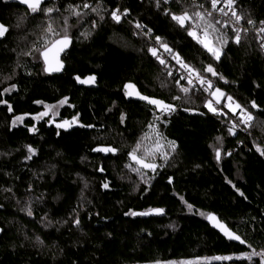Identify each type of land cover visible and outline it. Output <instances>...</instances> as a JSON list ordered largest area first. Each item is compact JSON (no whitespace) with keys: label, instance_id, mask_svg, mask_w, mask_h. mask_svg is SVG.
Instances as JSON below:
<instances>
[{"label":"trees","instance_id":"trees-1","mask_svg":"<svg viewBox=\"0 0 264 264\" xmlns=\"http://www.w3.org/2000/svg\"><path fill=\"white\" fill-rule=\"evenodd\" d=\"M40 8L0 0L8 29L0 37V264H264L261 255L243 258L264 253V48L251 30L264 26V0H235L243 19L216 25L228 37L218 61L172 19L211 10V0H43ZM49 23L59 36L45 31ZM234 27L247 29L239 44ZM65 30V69L48 75L40 53ZM164 44L211 81L207 95L185 93L167 75ZM76 77H95L96 87ZM127 84L174 111L127 100ZM214 87L241 108L209 111ZM45 106L56 112L40 117ZM242 110L252 116L246 131L234 127ZM151 124L175 142L163 160L137 152L155 171L129 156ZM155 208L163 214H132ZM210 213L245 243L211 229Z\"/></svg>","mask_w":264,"mask_h":264},{"label":"snow or ice","instance_id":"snow-or-ice-1","mask_svg":"<svg viewBox=\"0 0 264 264\" xmlns=\"http://www.w3.org/2000/svg\"><path fill=\"white\" fill-rule=\"evenodd\" d=\"M21 3H24L28 6V8L32 11V12H37V11H41L42 9L40 8V5L42 4L43 0H20ZM165 2H167V0H165ZM195 2V0H194ZM221 3V0H211V10H205V11H196L194 13H189L188 11L183 12V14L181 15H172V19L174 21H176L181 27H186V25H188L186 27V31L188 32V35L191 36L194 40L197 41V43L201 44L210 54L211 56L215 59V60H219L221 55H222V49L223 47L228 43V37L226 35V33L221 32L220 28H217L216 25L218 24H222L223 26L227 27L228 25V21H224L222 22L219 19H214L213 18V12L218 11L219 13H221L223 16H228L229 12H231L232 17L235 18V23L239 24V22L241 21V19H243V17L241 15H239L234 9H233V5L235 3V0H224V7L218 8L217 5ZM84 7L87 8L89 7L88 4H84ZM201 8H203V5H200ZM228 9V11H226L225 9ZM96 9H93V11H95ZM47 13H51L54 11V9L52 8H48L45 10ZM118 11H114L112 12V18L116 21L119 22L120 21V15H118ZM75 15H80L79 12H74ZM248 24H254L255 22L251 19L247 20ZM262 25H264V21L260 22ZM137 27H140L139 24H137ZM233 32L235 33L234 36V42L239 44L241 41V29L238 27H234ZM8 31L7 27L3 24H0V37L4 36L5 33ZM47 33H51L53 35L59 36L58 33L55 32V29L53 28L52 24L49 23V25L47 26L46 30ZM243 31H247V29H243ZM260 32L264 33V27H261L259 29ZM159 37H157V40L159 41ZM70 38L68 37V35L66 34V30H65V34L61 37V38H57L51 41H45V46H44V50L40 53L41 56L44 58V62L46 64V71H60L63 68V64L61 63L59 57L60 54L67 48V46L70 44ZM165 49V51H171L167 44L162 45ZM262 47H264V45H262ZM37 51H39V49H36ZM150 51L152 52V55H156V50L155 49H150ZM26 54H31V53H26ZM175 59H177L178 63L181 64V67L185 68L188 70L189 74L191 75V73L193 71H195L194 69H191L189 65L183 63L179 57H174ZM160 62L163 64L165 63L164 60H160ZM205 71L211 73L213 76L218 75V73L215 71V69L212 67V65H208L207 68L205 69ZM169 75H171V73H169ZM197 78L199 79L201 84L205 83V80L203 77H201L199 75V73H197ZM76 79L80 82V83H90V82H94L95 81V77H88L85 80H81L80 77H76ZM221 79H223V77H221ZM188 83L191 84L192 80L189 79ZM207 85L208 87L205 89V91H208V89L212 88V83L211 81H207ZM126 89H134L135 86L132 84H127L125 85ZM181 90L185 93H187L189 91L188 88H181ZM128 95H131L132 93L129 92L127 93ZM137 96H139L140 99L142 100H146L149 104L155 105L158 108H160L162 111H166V112H170V111H174V108L172 105L170 104H166L164 101L162 100H157V99H152L146 96H142L140 95L138 92L135 93ZM223 93L221 92V90L219 88H216L215 91L211 92V96L214 98L215 103L219 104L221 102V98L223 97ZM175 99H179V97H175ZM227 100L229 101V104L226 105V107H229V109L231 110L232 108V97H227ZM66 102V98L65 100L60 101V104H64ZM209 111L212 112H217V109H215L213 107V100H209L206 105H205ZM253 107H256L255 102H253L252 104ZM48 107V106H46ZM236 108H241V106L239 104H235ZM243 112V110H242ZM47 112L41 113V116L47 115ZM21 117H17V120H21ZM252 120V116L251 114H245L244 115V123H248ZM69 121H64V124L62 125H58V127H63L64 125H69ZM151 127V126H150ZM153 131L155 132L156 130L153 128ZM229 131L231 132L232 129H229ZM159 135V134H158ZM147 138V135L146 137ZM162 138V137H161ZM169 146L175 150V142L174 141H169L168 142ZM141 143H137L136 147L133 148V150L129 153L130 159L137 165H139L141 168H145V169H151L152 171H155L157 165L155 163H149L146 162L144 157L138 156L137 152L140 150L141 148ZM162 145L160 144L159 140H157L156 142V146H155V151L158 152L160 151ZM30 151H32L31 149H29ZM102 151H114V149L108 148V149H99ZM260 149L258 148V151ZM261 154H264V152H262ZM147 155H154V152L152 149H145V156ZM164 158L166 159V154H163ZM217 157L219 158V152H217ZM129 167H131V165H128ZM133 171H139V168H133ZM105 188L108 187L107 184L104 185ZM189 209L191 210V205H189ZM163 212V209H150L148 212H143V213H132L133 215L139 214V215H149L150 213H156V214H160ZM29 215H31V211L29 210ZM207 219H209L210 221L215 222V226L219 227L220 230L224 233V235L230 239V240H239L240 243H245L244 240H242L239 236L235 235V233H233L232 231H230L223 223H221L214 215L212 214H208L207 215ZM77 223H79V221H76ZM254 255H261L264 256V253H257L255 251H253L251 254H244L243 258H247V259H251L252 256ZM213 259H217V260H228L231 259V257L225 256V257H214Z\"/></svg>","mask_w":264,"mask_h":264},{"label":"built area","instance_id":"built-area-1","mask_svg":"<svg viewBox=\"0 0 264 264\" xmlns=\"http://www.w3.org/2000/svg\"><path fill=\"white\" fill-rule=\"evenodd\" d=\"M234 6H235V3L233 5V9H234ZM225 10L228 11L227 8ZM221 15L222 14L220 13L218 18ZM231 16H232L231 12H229V15L226 16V17H228V20H226V21H228L229 23H232L234 21V19H235L234 17L231 18ZM262 27H264V26H262ZM240 29H241V34H242L243 29L242 28H240ZM259 29H260V27L259 28L251 27V30L255 32V34L257 35L258 40H259V42H260V44L262 46V45H264V33L260 32ZM158 54H159L158 55L159 60H164L165 61V63H163V66H164V70L166 71L167 75L170 76V77H174L177 84L182 83V84H184L187 87H192L194 90H199L200 92L205 93L206 95L208 94V91H205V89L208 87V85H207V81L208 80L204 78L205 83L201 84L199 79L197 78V74L196 73L192 72L191 75H190L188 70L183 68V67H181V64L178 63L177 59L174 58V57H177V54H175L173 52H170V51H165V49L159 50ZM169 73H171V75H169ZM189 79L192 80L191 84L188 83ZM215 107L218 110L227 108L224 103L215 104ZM242 118H244V115L241 114V119ZM243 120L244 119H242V121H239V122L238 121L234 122L235 129H243V130L246 131V128L243 125Z\"/></svg>","mask_w":264,"mask_h":264},{"label":"water","instance_id":"water-1","mask_svg":"<svg viewBox=\"0 0 264 264\" xmlns=\"http://www.w3.org/2000/svg\"><path fill=\"white\" fill-rule=\"evenodd\" d=\"M11 3H15V4H18V5H20V6H22V7H26V8H28V6L26 5V4H24V3H21L20 2V0H9ZM59 38H61V37H59ZM70 41L72 42V40H71V38H70ZM71 42H70V44L67 46V48L60 54V57H59V59H60V61H61V63L63 64V68H62V70H60V71H46L45 69H46V64H45V62H44V58L41 56V54H40V56H41V60H42V62H43V68H44V72L46 73V74H48V75H60V74H62L63 73V71H64V69H65V62L63 61V56H64V54L70 49V46H71ZM44 50V49H43ZM42 50V51H43ZM41 51V52H42ZM85 79H87V78H85ZM85 79H81V80H85ZM78 84L79 85H85V86H87V87H96V85H95V81L94 82H90V83H80L79 81H78ZM129 92H131L132 94L131 95H128L127 93H129ZM135 93H137V91L136 90H134V89H126V99L127 100H132V101H138V102H142V103H145V104H147V105H150V106H152V107H154L155 108V110L158 112V113H161L162 112V110L160 109V108H158L157 106H155V105H152V104H149L146 100H142V99H140L139 98V96H137ZM141 95V94H140ZM142 96H144V95H142ZM147 97V96H146ZM150 98V97H149ZM152 99H156V98H152ZM157 100H159V99H157ZM174 108V107H173ZM155 209H159V208H155ZM149 211V210H148ZM148 211H145V212H148ZM139 213H143V212H139ZM163 214V212L162 213H160V214H156V213H150L149 215H141L142 217H145V218H148V217H155V216H161ZM210 214H212V215H214L221 223H223L226 227H227V225L224 223V222H222L215 214H213V213H210ZM205 221H206V223L210 226V228L211 229H213V230H215L217 233H219L223 238H225V239H227V240H230V239H228L225 235H224V233L220 230V228L219 227H216L215 226V222H213V221H210L209 219H207V216H206V219H205ZM228 228V227H227ZM229 229V228H228ZM230 230V229H229ZM230 231H232V230H230ZM233 232V231H232ZM234 233V232H233ZM235 235H237V234H235ZM238 236V235H237ZM230 241H233V242H236V243H240V241L239 240H230ZM240 244H242V243H240Z\"/></svg>","mask_w":264,"mask_h":264},{"label":"rangeland","instance_id":"rangeland-1","mask_svg":"<svg viewBox=\"0 0 264 264\" xmlns=\"http://www.w3.org/2000/svg\"><path fill=\"white\" fill-rule=\"evenodd\" d=\"M183 88H189V87H187V86H182ZM216 88H218V87H214L212 90H211V92H213V91H215V89ZM220 89V88H219ZM221 90V89H220ZM221 92L223 93V91L221 90ZM224 94V93H223ZM209 100H213V107L215 108V109H217L216 107H215V104H217V103H215V101H214V98L211 96V93H210V97L207 99V101H206V103L209 101ZM221 103H224L225 105H227V104H229V101L227 100V97H225L224 98V95H223V97L221 98V102L219 103V104H221ZM235 104L236 103H232V108H231V110L229 109V107H227V109L229 110V111H231V112H236V110H237V108L235 107ZM44 112H47L48 114H54L55 112H56V107H54V106H48V107H46L45 106V109L41 112V113H44ZM212 112V111H211ZM40 113V114H41ZM241 114L242 115H245L246 113H244V112H241ZM40 117H41V115H39ZM45 116V115H44ZM242 119H244V118H242ZM21 122V120H15L14 121V124H17V123H20ZM151 126V127H150ZM153 128L156 130V128H155V124L153 125V124H151V125H149V127H148V131H147V133H146V135H147V138H145L144 137V139L140 142L141 143V148H140V150L141 149H143L144 150V152H143V155L145 156V149H152L153 150V152H154V155H147V157H151V156H159L162 160L164 159V155L163 154H166V149L167 148H169V144H166V142L160 137V135H158V132L157 131H153ZM157 140H159V142H160V144L162 145V147H161V149H160V151H158V152H156L155 151V146H156V142H157ZM170 149H171V147H170ZM142 150V151H143Z\"/></svg>","mask_w":264,"mask_h":264}]
</instances>
